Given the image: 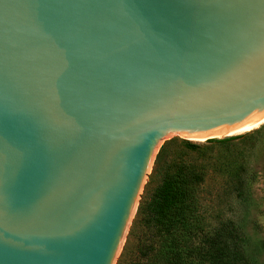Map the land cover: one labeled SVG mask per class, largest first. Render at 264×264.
Listing matches in <instances>:
<instances>
[{
    "label": "water",
    "instance_id": "obj_1",
    "mask_svg": "<svg viewBox=\"0 0 264 264\" xmlns=\"http://www.w3.org/2000/svg\"><path fill=\"white\" fill-rule=\"evenodd\" d=\"M263 125L264 0H0V264H115L163 150Z\"/></svg>",
    "mask_w": 264,
    "mask_h": 264
},
{
    "label": "trees",
    "instance_id": "obj_2",
    "mask_svg": "<svg viewBox=\"0 0 264 264\" xmlns=\"http://www.w3.org/2000/svg\"><path fill=\"white\" fill-rule=\"evenodd\" d=\"M240 138L207 139V144H225ZM183 148L198 152L189 140ZM163 150L153 168L158 183L147 188L131 222L116 264H261L250 238L233 220H209L213 208L201 194L206 169L203 165L169 157ZM237 200H245V182H233Z\"/></svg>",
    "mask_w": 264,
    "mask_h": 264
},
{
    "label": "rangeland",
    "instance_id": "obj_3",
    "mask_svg": "<svg viewBox=\"0 0 264 264\" xmlns=\"http://www.w3.org/2000/svg\"><path fill=\"white\" fill-rule=\"evenodd\" d=\"M238 136L240 138L225 144H207V139H188L198 146V152L184 149L181 142L184 138L177 137L165 149L161 162L172 157L203 165L206 176L201 194L209 200L213 208L210 222L214 224L230 219L240 225L251 240L255 257L264 264V125L259 130ZM237 175L245 182L243 202L236 199L232 190V182ZM158 179V174L152 172L145 190L157 184Z\"/></svg>",
    "mask_w": 264,
    "mask_h": 264
},
{
    "label": "bare ground",
    "instance_id": "obj_4",
    "mask_svg": "<svg viewBox=\"0 0 264 264\" xmlns=\"http://www.w3.org/2000/svg\"><path fill=\"white\" fill-rule=\"evenodd\" d=\"M245 133H248V132H245ZM240 134H244V133H240ZM240 134H235V135H240ZM235 135H229V136H235ZM181 138H184L185 140H194V141H200V140H203V139H210L209 137H203V136H197V135H180ZM222 137H219L217 139H220Z\"/></svg>",
    "mask_w": 264,
    "mask_h": 264
}]
</instances>
